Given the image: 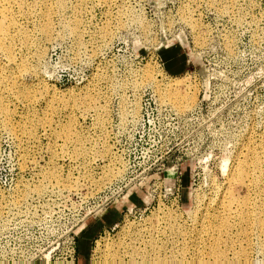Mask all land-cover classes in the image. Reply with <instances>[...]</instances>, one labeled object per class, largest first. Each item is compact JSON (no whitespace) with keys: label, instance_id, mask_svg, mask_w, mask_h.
Instances as JSON below:
<instances>
[{"label":"rangeland","instance_id":"1","mask_svg":"<svg viewBox=\"0 0 264 264\" xmlns=\"http://www.w3.org/2000/svg\"><path fill=\"white\" fill-rule=\"evenodd\" d=\"M18 1L0 264H264V0Z\"/></svg>","mask_w":264,"mask_h":264},{"label":"bare ground","instance_id":"2","mask_svg":"<svg viewBox=\"0 0 264 264\" xmlns=\"http://www.w3.org/2000/svg\"><path fill=\"white\" fill-rule=\"evenodd\" d=\"M16 1L19 3L18 0H0V17L2 19L0 21V42H2L3 40H6V39H11L12 35H14L13 34L14 30L15 31L17 30L16 23H15V20H14L15 18H13V14H14L13 12H15V11H13V9H14V6L17 4ZM59 4L62 5L63 4V0H59ZM17 13H18V11H17ZM174 95H175L176 100H178L180 98V96L183 97L180 93H177V92ZM191 99H193V97H191ZM171 101L174 102V100L172 98H171ZM253 162L255 163L254 165L258 169L261 167L262 160L260 159L259 156L255 155V157L253 158L252 164H253ZM249 170H250L249 161L246 162L245 160L244 161L240 160V159L237 160V163L235 164V166H234V168L232 170V173L235 174L236 177L231 178L232 181H230V182L228 181L229 183H227V186L224 189V192L222 191L223 192L222 193L223 197H222L221 202H220L221 205H222L221 214L226 215V216L227 215H229V216L235 215L236 216V214H237L241 218H243L244 217V211L247 212L249 210L248 209L249 202H248L247 196L245 198L243 197V199H238L237 197L234 196V193H233L234 186H232L233 185L232 184L233 180H234V182L236 180V181H239V182H242L243 184H245L246 187H249V185H250V182L248 181ZM245 217H246V215H245ZM219 219H220V217H219ZM224 219L226 220L225 217H224ZM217 220H218V218H217ZM225 220L222 219L221 221H224V223H226ZM256 220L260 223L259 225H261V227L260 226L259 227L264 230V223L262 222V218L260 217V215H258V217H256ZM214 229L217 230L218 228L215 226ZM217 242H218V240H217ZM212 248H213V246H212ZM216 252H217V248H213V255L214 256H216ZM218 256H219V252H218Z\"/></svg>","mask_w":264,"mask_h":264},{"label":"built area","instance_id":"3","mask_svg":"<svg viewBox=\"0 0 264 264\" xmlns=\"http://www.w3.org/2000/svg\"><path fill=\"white\" fill-rule=\"evenodd\" d=\"M73 252H74V249L72 248V250L70 251V258L72 259V256H73Z\"/></svg>","mask_w":264,"mask_h":264}]
</instances>
